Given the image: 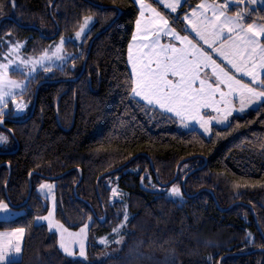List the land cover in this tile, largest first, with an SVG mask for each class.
<instances>
[{
    "label": "trees",
    "instance_id": "trees-1",
    "mask_svg": "<svg viewBox=\"0 0 264 264\" xmlns=\"http://www.w3.org/2000/svg\"><path fill=\"white\" fill-rule=\"evenodd\" d=\"M201 1L186 0L177 25ZM138 14L134 0H0V59L6 40L24 41L25 54L39 55L74 36L86 17L95 19L82 42L65 43L71 56L62 67L29 78L22 94L28 110L20 119L36 99L34 114L14 121L20 119L9 101L0 115V127L13 131V150L19 146L14 152L0 147V203L8 197L23 203L32 182L28 202L15 207L22 213L0 220V230H25L21 259L7 264H264V102L213 126L207 137L134 98L128 47ZM244 17L247 24L264 23V6L247 8ZM96 34L82 77L72 80ZM180 161L174 183L186 191L184 200L168 196L158 182L170 181ZM43 181L56 185L58 221L74 230L89 222L87 260L65 253L58 233L37 222L50 207L38 189ZM115 185L125 192L128 231L118 253L97 262L105 250L97 238L122 219Z\"/></svg>",
    "mask_w": 264,
    "mask_h": 264
},
{
    "label": "snow or ice",
    "instance_id": "snow-or-ice-1",
    "mask_svg": "<svg viewBox=\"0 0 264 264\" xmlns=\"http://www.w3.org/2000/svg\"><path fill=\"white\" fill-rule=\"evenodd\" d=\"M14 3V0H9ZM179 3V0H173L169 4V9ZM201 8L204 5H200ZM215 8V5L212 6ZM228 5L225 3L220 6V16L208 20L205 18L203 23L194 24L192 20L187 23L195 29L200 41L210 46L208 51L200 47L187 36H180L174 29L168 25L166 35L171 39L175 38L183 46L176 44L160 42L159 34L156 28L141 29L140 21H137V31H146L144 36H133L135 42V53L132 52L133 45H129V59L132 64L133 76H129L128 86L132 94L143 97L149 105H158L162 109L170 110L179 118L181 124L187 120H199L201 125L209 130L210 123L215 119L227 120L228 115L234 111V102L238 99L240 111L257 99L264 102V91H259L244 80L238 79L232 71H229L223 65L218 64L213 58L219 54L227 60L236 73H245L253 80L258 82L260 88H264V79L260 78L256 72L258 66L264 72V25L242 24L240 21L243 15L237 12L235 16L225 15L223 9ZM194 15V13H193ZM143 16V12H141ZM85 18V27L87 20ZM167 20L161 21L160 32L164 33V25ZM85 27L76 33V36H82L85 33ZM185 30H188L187 28ZM227 30L229 38L225 42L223 33ZM236 33L235 39L232 33ZM243 33V35H241ZM63 38L60 45L56 46V55L59 56L63 45ZM219 44V46H217ZM14 45L10 51H15ZM48 59L47 54H43L40 60ZM24 63L34 65L38 60L32 59ZM211 66V73H204L203 69ZM7 66L0 64V115L6 110L5 104L7 98L14 96V89L22 85L6 76ZM215 80V83L212 80ZM221 85H225L222 88ZM6 89V90H5ZM223 105V108L220 107ZM28 107L27 103L17 102L15 109L23 111ZM204 109H213L217 116L205 115ZM221 112L223 115L221 116ZM4 120L0 119V126H4ZM12 131V130H9ZM9 136L0 132V143L7 142ZM48 187L43 184L41 188ZM170 193L175 196H181L182 193L178 187L173 185ZM0 211H10L7 204L0 203ZM51 213H49V217ZM45 217L44 219H49ZM127 220V216H125ZM58 226V225H54ZM61 227V247L65 251H70L76 234L68 233V241L65 242L64 230ZM24 229H16L15 235L17 242ZM20 251L18 243L12 245L11 241L6 244H0V261H6L5 251ZM81 255H84L83 245L81 244Z\"/></svg>",
    "mask_w": 264,
    "mask_h": 264
},
{
    "label": "rangeland",
    "instance_id": "rangeland-1",
    "mask_svg": "<svg viewBox=\"0 0 264 264\" xmlns=\"http://www.w3.org/2000/svg\"><path fill=\"white\" fill-rule=\"evenodd\" d=\"M155 1H157V3L163 9H165L166 13H168L170 16H172L173 19H175V18H177L178 12L181 10V7L185 3L186 0H179V3L171 9H169L168 5L173 4V0H155ZM240 1H248L251 4H254L257 6H264V0H240ZM225 3L228 5L227 8L231 7L226 2V0H221V1H219V0L218 1L203 0L194 9L188 11L182 17L184 30L187 28L188 30H185V31L190 34V37H192V39L195 41V43L199 44L200 46H202L203 48H205L207 50H209L210 46H206L200 41L199 37L196 34L195 29H193L192 25L188 24L187 21L190 19L193 21L194 24H196V23H203L205 18H207L208 20H213V19H215V16H220V11L222 9L219 7ZM202 4L204 5L203 8L200 7V5H202ZM213 5H215V8L212 7ZM250 10L251 9L248 8V11H250ZM235 12L236 13H234V14H237V12H240L243 15V19L240 21V23L246 25L247 23L244 22L245 17H244V12H243L242 8L241 7L237 8ZM193 13H194V15H193ZM214 13H215V16L213 15ZM225 15H227V14L225 13ZM86 18H89V19L87 20L86 27H85V20L81 26V28L85 27V33L82 36H76V33L81 31V28H80L75 33V35L72 37L63 36V37L59 38L58 40H55L43 53H41L39 55H27V54H25V52L23 51V48L25 46L24 41L11 42L9 40H6V42L8 43V49L6 50V52L4 53L2 58L0 59V64H4L7 66L6 76L11 80L19 82L22 85V87L15 88L14 89L15 95L14 96L10 95L7 98L6 104H5L6 110L4 112H7L9 110V106H8L7 102L12 101L13 109H14L13 114H14L15 118L20 119L26 114L28 107L26 109H24L23 111H18L15 109V104L17 102L27 103L25 98L22 96V94L26 90L29 78L32 77L33 75H35L38 71H40L42 69L51 68V67H62L67 62V60L70 58L71 54L65 49V46H64L65 43L69 40L76 42V43L82 42L84 37L87 35V33L90 31V29L94 25V20H95L94 17L88 16ZM220 19L222 20L223 17L220 16ZM251 24H254L257 26L264 25V23L261 21H254ZM241 35H243V33H241ZM232 37H233V39H235V37H236L235 32L232 33ZM62 38H63L64 42H63V45L61 47V52H60L59 56H57L56 55V46L60 45ZM228 38H229V33L227 32V30H225V32L223 33V39L226 42L228 40ZM261 39L264 40V38H261ZM14 45L16 46L15 51H10V49H12V47ZM217 46H219V44ZM45 53L47 54L48 59L40 60V57ZM214 57L225 68L229 69L232 72H235V70L232 68L231 64L227 60H225L223 57H221L218 53L215 54ZM32 59L38 60L39 63H36L34 65H31V66L27 63H24L25 61H30ZM13 71L22 72L25 74L26 77L25 78L14 77L11 75V72H13ZM256 72L260 78L264 75V72H262L258 66L256 67ZM238 74L241 75L243 78H245L247 81L251 82L254 88L258 89L259 85H258L257 81L253 80L250 76H248L245 73H238ZM260 89H263V88H259L258 90H260ZM256 106H257L256 101H254L253 103L246 106L243 111H240V104H239L238 99H237L236 102H234V109H235L234 111L235 112L232 111L228 115L227 119H229V117H231L230 115H232V113H235V114L243 113L247 109L255 108ZM235 114H233V115H235ZM212 116H214V117L217 116V113L215 112V114ZM228 123H229V120H228V122H225V121H223V119H215L209 125L210 131L206 130L201 124L198 128L204 135H206L207 137H210L212 134V125L224 127V126L228 125ZM184 127H186V128L188 127V129L191 128V126H188V125H186V126L184 125ZM0 132H3L9 136V140L7 142H4L3 144H1L3 151H7V152L12 151L15 148V142L12 138L11 133L9 131H7L6 129L1 128V127H0ZM173 185H175L176 187H178L180 189V191L182 193L181 196H175V195L170 193V189L173 187ZM161 190L165 191L168 196H170L176 200H184L186 197V194L182 190L180 182H178V181L176 183L170 185V186L163 187ZM112 191H113V194H112L113 200H119L123 204V206H122V219H121L120 223L113 229V231L110 234L97 238L98 244L105 247V250L102 251V253L99 254L95 258V261H97V262L104 261L108 257L117 254L118 249L125 242L127 231H128V222H129L131 214L129 211L128 204L125 201V192L122 189H120L117 185L113 186ZM125 216H127V220H125ZM87 226H89V222L87 224H85V228ZM83 228L84 227H82L79 230V232L75 231V234L77 235V237L80 235V231L83 230ZM80 259L87 260V256L86 255L81 256Z\"/></svg>",
    "mask_w": 264,
    "mask_h": 264
},
{
    "label": "crops",
    "instance_id": "crops-1",
    "mask_svg": "<svg viewBox=\"0 0 264 264\" xmlns=\"http://www.w3.org/2000/svg\"><path fill=\"white\" fill-rule=\"evenodd\" d=\"M134 1L136 2L137 6H138V9H139V14H138L137 21H140V28L141 29H145V30L151 29V28H156L157 29V33L159 34V38H160V42L161 43L167 44V43L171 42L173 44H176L178 47L183 46V45L179 44L175 38H171L170 39L166 35V31H167L168 25H170L171 28L174 29L176 33H179L180 36H187V37H189V39L194 41L192 39V37H190V34L187 33L184 30V25H182V26L177 25L176 21L168 13H166L165 9L161 8L159 4L153 2L152 0H134ZM219 1H221V0H219ZM223 11L229 16L236 15V14H234L236 12H231L230 8L223 9ZM141 12H143V16H141ZM162 20H167V22H168L167 25L163 26L164 33L160 32V26H161V21ZM137 21H136V24H135V29H134V32H133V36L134 35L135 36H144V35H146L147 34L146 31H139V32L137 31ZM130 44L133 45L132 52L135 53V42L133 41V39H131L129 45ZM200 47H202V46H200ZM205 51H208V50L205 49ZM213 58L216 59L214 56H213ZM128 62H129L130 70L132 72V64H131V61L129 59V47H128ZM217 63L220 64L218 61H217ZM203 72L210 74L211 73V66H209V68L203 69ZM233 74L236 75L238 79L244 80L245 83L251 84V86L253 87L251 82L247 81L245 78H243L238 73L233 72ZM132 75L134 77V73L133 72H132ZM261 78L264 79V75ZM212 82L215 83V80L213 79ZM221 87L225 88V90H227L225 85H221ZM259 88L260 87H258V89ZM263 89H260L259 91H264ZM132 95H133L134 98L144 102L146 105H148L150 107H153V108H156V109H158V110H160V111H162V112H164L166 114H169V115L175 117L178 120L179 125L181 126V128L188 129V127L187 128L184 127V125L185 126L188 125V126H191V128L199 129L198 127L201 124L199 122V120H187L184 124H181L180 121H179V118L176 117L175 113L171 112L170 110L162 109L158 105H149L148 102L143 99V97H139V96H136L134 94H132ZM261 103H263L261 100H259V99L256 100L257 106L260 105ZM220 107L223 108V105H220ZM203 112H204L205 115H211L212 116V115L215 114V111L213 109H204ZM233 114H235V113H232V115H230V116L232 117ZM222 115H223V113H221V116ZM231 117H229V119L223 120V121L228 122V120L230 121ZM213 126H215V125H212V128H213ZM191 128H189V129H191ZM1 144H3V143H0V147H1ZM43 184L48 185V187L41 188V185H43ZM38 189H39V192L41 194H43L44 196H46L48 198L49 203H50V207H49V211L45 215H41V216L37 217V222L39 224L47 225L48 228L51 231H55V232L58 233L60 247H61V244H60L61 227H59V226H62V229L64 230L65 242L66 243L68 241V235H67L68 233L75 234V231L79 232V230L82 227H84L83 230L80 231V235L78 237H77V235H75L74 242L72 243L70 251H65L63 247H61V248H62V250L65 253H67L68 255L73 256V257H79L80 258L81 256L87 255V249H88V243H89V226H87L85 228V225H83L79 229L74 230V229H70V228L66 227L64 224H62L60 221H58L56 219V216H55L56 205H57L56 204V195H55L56 185H55L54 182L43 181L39 185ZM3 203L8 205V208L10 209V211H7V212L0 211V220L12 219V218H14V217H16V216H18V215H20L22 213V211H20V210L16 209L15 207L11 206L8 202H3ZM49 213H51L50 217H49ZM45 217H49V219H44ZM54 225H58V226H54ZM16 229H21V228L0 230V244H6L8 241H11L12 245H16L18 243L19 248H20L19 252H16L14 250H7L6 249L5 255L7 257V260L6 261H0V264H7L8 262L19 260L22 257L23 244H24V238H25V230H24L23 233L20 234V239L17 242L16 235H15V230ZM81 244L83 245L84 255H81Z\"/></svg>",
    "mask_w": 264,
    "mask_h": 264
},
{
    "label": "water",
    "instance_id": "water-1",
    "mask_svg": "<svg viewBox=\"0 0 264 264\" xmlns=\"http://www.w3.org/2000/svg\"><path fill=\"white\" fill-rule=\"evenodd\" d=\"M226 2H227L230 6H232V7H241L244 13H246L247 8H250L251 10H257V9H258V6H257V5L251 4V3L248 2V1L226 0ZM52 6H53V4H51V7H52ZM119 14H120V11H119ZM115 20H116V19H115ZM115 20H113V22H114ZM113 22H112V23H113ZM112 23L109 24V25H108L103 31L107 30V29L112 25ZM58 34H59V29L57 30V32H56L54 35L50 36V38H51V39H54V38L57 37ZM42 35H43V34H42ZM97 35H98V34H96V35L92 38V40L90 41V44H89V47H88V52H87V55H86V58H85V62H84V64H83V68H82L81 72L78 74L77 77L73 78L72 80H79V79L82 77V75H83V73H84V71H85V68H86V60H87V58H88V56H89V54H90V51H91V48H92L93 42H94L95 38L97 37ZM35 104H36V99H35V101H34V104H33V107H32V110H31L30 114H29V115L27 116V118H25V119H29V118L34 114ZM2 119L4 120V118H2ZM25 119H24V120H25ZM24 120H23V119H20V120H17V119L15 120V119H14V121H24ZM7 130L9 131V130H12V129H11V128H8ZM9 132H10L11 134H13V131H9ZM18 148H19V146L17 145V148H16L15 150H13V152L16 151ZM183 161H184V160H183ZM183 161H180L179 164L177 165V167H176V172H175V176H174L170 181H168V182H161V181H159V179H158V177H157L158 182H159V184H160L161 186H163V187H167V186H170L172 183H174V182L176 181V179H177V177H178L179 167H180V165H181V163H182ZM205 164H206V163H205ZM8 166H9V168H10V164H8ZM191 173H192V172H190L189 174H191ZM34 174H35V172H31V173H30V176H29L30 180H31V178H32V176H33ZM9 177H10V176H9ZM81 177H82V173L80 172V179H79V181L77 182L76 187H77V185L79 184V182H80V180H81ZM100 179H101V177H99L97 181H99ZM185 179H186V177L183 179V182L185 181ZM75 191H76V190H75ZM31 192H32V182L30 181L29 192H28L27 198L24 200V202L21 203V204H19V205H13V204L11 203L9 197H8V203H9L11 206H13V207H21L22 205H24V204H26V203L28 202V200H29V198H30V196H31ZM185 193H186V191H185ZM186 194H187V193H186ZM99 219H100L101 222H104V221L106 220V213H104L103 216L99 217Z\"/></svg>",
    "mask_w": 264,
    "mask_h": 264
}]
</instances>
